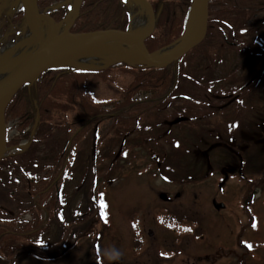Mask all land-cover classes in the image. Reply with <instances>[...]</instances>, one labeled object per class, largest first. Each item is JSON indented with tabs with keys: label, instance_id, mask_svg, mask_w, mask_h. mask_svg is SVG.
<instances>
[{
	"label": "rangeland",
	"instance_id": "374dc122",
	"mask_svg": "<svg viewBox=\"0 0 264 264\" xmlns=\"http://www.w3.org/2000/svg\"><path fill=\"white\" fill-rule=\"evenodd\" d=\"M61 2L53 0L49 5ZM20 4L19 0H0V51L12 47L28 33L27 18L20 20L19 10L16 11ZM70 4V0L62 3L67 8ZM211 13L214 24L209 33L212 34L182 61L178 92L186 98L170 99L169 102L167 99L166 104L170 103L172 108L156 112L150 107L137 119L133 118L135 113L132 110L123 117L103 119L98 128L95 160L90 155V138L80 139L70 156L66 180L62 184V199L58 202L54 197V187L47 198L44 194L31 196L26 193L23 180L28 171H37V163L44 164L45 156L48 164L54 165L57 158L61 163L62 157L58 153L66 145L72 128L68 129L54 119L53 127L49 124V137L38 141L37 134L34 143H30L18 128L16 119L19 116L11 112L14 107L5 113L8 134L10 138L14 137L11 144L24 139L27 143L20 141L22 152L30 149L10 158V169L5 166L0 170V233L3 236L0 240V264H264V174L259 176L257 167L249 168L246 188L245 178L219 172L221 164L217 162L225 160L224 157L210 153L202 158L199 151L212 143L213 138L208 133L214 126L227 128L230 119L252 117L262 111L264 57L252 59L250 65L246 60L243 62L250 73L260 74L261 86L257 83L250 85L241 92L242 105L234 103L228 109L218 110L219 113L210 108L205 94L211 99L208 90L219 93L221 89L225 90L226 78L221 79L227 72L223 73L222 69L213 75L212 71L204 73L197 66V60L205 54L232 56L234 51L235 56L260 55L264 49V37L256 45L250 41L242 43L239 45L241 49L237 48L238 54L236 48L224 43L219 47L222 41L221 36L216 37V32L227 17V7L214 0L210 5ZM251 13V20L263 17L260 12ZM7 14L12 18H6ZM141 15L146 19L145 12L142 11ZM230 24L239 26V22L234 20ZM228 32L225 28L224 33ZM160 33L161 27L155 35ZM124 70L122 66L111 69L112 75L118 76L115 86L107 82L98 83L97 77L91 78L89 93L97 100L111 98L116 94L117 85L124 87L133 79V75ZM149 92V89L139 90L134 98L150 97ZM103 111L106 112L105 108ZM180 115L187 120L175 126L167 123ZM161 119L167 122L162 123ZM33 122L35 120L30 121L24 130L31 131ZM48 147L53 149L51 156L50 153L42 154ZM250 148L252 153L254 146ZM14 151L8 150L7 153ZM116 153L118 157H115ZM2 158H6V133ZM30 159L36 163L34 167L29 165ZM46 172L49 171L44 166L38 173ZM42 187L37 186V192H41ZM161 193L167 194L171 201L162 200L159 197ZM176 194L179 199L174 198ZM36 197H40L39 203H31ZM92 199L99 203V208ZM214 200L223 203L224 208L215 209ZM19 201L29 202L27 204L31 207H17ZM88 208L90 212L86 211ZM57 211L63 214L64 220H56ZM76 211H82L83 215H76ZM6 213L11 214V222L6 223ZM90 218L93 221L87 226ZM25 221L28 223L24 224ZM6 230L18 238L6 237ZM29 231L35 240L36 235L42 236L40 249L53 244V257L51 253L44 255L38 249L26 256L11 254L13 258L6 262V245L30 243L33 238L23 235ZM134 231H137L138 242L132 237ZM130 244L137 246L136 251L125 249Z\"/></svg>",
	"mask_w": 264,
	"mask_h": 264
},
{
	"label": "trees",
	"instance_id": "16d2710c",
	"mask_svg": "<svg viewBox=\"0 0 264 264\" xmlns=\"http://www.w3.org/2000/svg\"><path fill=\"white\" fill-rule=\"evenodd\" d=\"M52 1L53 0H38V7L42 8L43 6H47ZM149 1L154 9L156 21L154 33L148 38V44L151 50H156L171 43L182 34L192 0ZM218 1L227 7V17L225 18L226 20H223L225 23H229V20L231 23L233 20L240 23L244 19V16L247 15V12L245 11L246 9H249L251 13L264 5V0ZM128 3V0H84L81 6L79 17L75 21L71 31L87 32L107 28L126 29L129 19ZM63 12L64 11H61L59 15L55 14V19L58 20L62 16ZM19 14L20 16L18 17L20 20H23L24 12L22 9L19 11ZM231 14H233V16ZM228 18L229 20H227ZM16 20L18 19L16 18ZM213 24L214 22L211 18L209 25ZM159 27H161V33L156 36L155 34ZM224 27L225 26L223 23L222 28ZM232 27H234V25ZM120 66L125 69L124 72H130L133 75L132 81L124 87L117 85L120 86V88L112 98L107 100L93 101V99L88 96L86 89L83 86L86 77L91 74H95L110 85L116 84L118 76L112 75L111 69ZM113 68L98 72L77 71L71 68L50 69L41 75L36 84L31 86L30 91L24 87L11 100L7 107V111L14 107L11 112L15 116H19V118L22 120L19 126L21 131H23L25 126L30 121H32L33 116H26L27 111L32 109L39 117V123L41 124L40 135L42 134L41 136L44 137V140L49 137V124L54 119H57V123H61L62 126H75L74 136L70 141V144L64 146L63 149L58 153L59 156L62 157L61 163H58L60 160L57 158L54 162V165L48 164L45 156V162L43 165L37 163V171L40 172L41 168L45 166V170H48L49 172L42 174L40 177V174L37 171L33 173L31 170L28 171V175L24 176L23 182H26L24 183L27 189L26 193H29L31 196L35 194H44V198H47L48 194H50L49 192L51 188L60 183L66 173L65 171L69 164V161H66L67 152L71 150L80 139L89 138L87 135L91 134V126L95 121L109 117V113L114 114L113 116L123 117L122 113L130 112L131 110L135 113L133 118L137 119L139 114L146 113L147 110L153 106L151 102H155L154 105H156L158 102L162 104L167 99H173L172 96L175 97L179 93L178 89L180 86L178 85L180 83V75H182L181 63L178 73L175 72L174 68L160 70L125 65H116ZM68 78H71L72 80H69ZM142 89H149L150 95L153 93L155 98L151 99L149 96L141 100L134 98V95ZM25 93L27 95H25ZM72 95H74V100L69 101V98ZM88 98L91 100H88ZM174 99H177V97ZM205 100L207 101L209 99L205 96ZM87 101H89V103ZM90 103H95L96 106ZM103 105L107 106L106 115L96 116L98 113L105 112L102 108ZM95 107H97L96 110ZM71 110H73L74 113L72 115L69 113ZM88 110L91 112L90 115L88 114ZM7 111H5V113ZM116 125L118 126L119 124H115V126ZM44 127H48V129L41 130V128ZM36 134L39 135L38 131ZM114 134L116 135V132ZM27 135L31 136L32 131L27 132ZM39 139L41 141L42 138L39 136ZM39 161L41 160H38V162ZM28 163L31 167L36 165L32 159H30ZM261 165L264 166V161L261 163ZM5 166L7 169H10L11 164L8 162V159L3 158L0 161V170L5 168ZM17 178H19V176L16 177V180L19 182V179ZM39 185H43L42 189L40 190L41 192H37L36 187ZM27 203L29 204V202ZM27 203L23 202L22 204V202L19 201L17 207H31V205H28ZM43 206L47 208L45 203ZM86 211L90 212L91 209L89 210L88 208ZM76 215H83L82 211H76ZM9 218V222H11L13 220L11 218V214H9ZM92 221L93 218H90L88 220L87 226H90ZM86 227L84 229H86ZM12 228L13 227H11V229ZM5 234L6 237L7 235H11L14 238H18L14 233L9 232ZM19 237L21 238L22 235ZM1 238H3L2 233H0V240ZM51 244L50 247H47L44 250L41 249V252L44 253V255L51 253V257H53L52 254H54V247L52 248L53 244ZM34 250H38V247L33 241L27 244H14V242L12 244L8 243L6 245V262L8 259H12L13 255L22 254V256H26L29 254L28 252H33Z\"/></svg>",
	"mask_w": 264,
	"mask_h": 264
},
{
	"label": "water",
	"instance_id": "95a60500",
	"mask_svg": "<svg viewBox=\"0 0 264 264\" xmlns=\"http://www.w3.org/2000/svg\"><path fill=\"white\" fill-rule=\"evenodd\" d=\"M19 1L29 27L32 17L35 25L43 21L48 28L39 33L31 26L30 35L18 40L10 48L12 53L0 57V160L6 133L5 109L23 85L34 83L47 69L61 67L98 71L118 63L160 69L174 64L176 72L179 59L205 37L210 0H192L182 35L156 51H151L146 41L155 25V14L148 0H128L145 12L147 25L142 30L129 24L126 30L108 28L80 33L70 30L83 0H70V8L58 22L40 11L36 0ZM222 206L215 204L217 209Z\"/></svg>",
	"mask_w": 264,
	"mask_h": 264
},
{
	"label": "flooded vegetation",
	"instance_id": "af4514ba",
	"mask_svg": "<svg viewBox=\"0 0 264 264\" xmlns=\"http://www.w3.org/2000/svg\"><path fill=\"white\" fill-rule=\"evenodd\" d=\"M245 11L247 12V15L244 16V19L242 20V22L239 23V26L237 27L235 26L232 27L233 25H229V23L223 22L225 27L222 28L223 23L219 21L221 19L216 21V22L218 21L221 22V26L217 27L218 31L216 32V37L221 36L222 43L218 44L219 47H221V45L223 46V43H224L230 48H236V52L238 54L239 51H237V48L241 49L239 48V45H241L242 43L246 44L247 42L250 41L252 44L256 45L264 37V5L254 10V12L255 11L260 12L263 15L262 18H258L256 20L254 19L251 20L250 15L252 13H250L249 9H246ZM212 13L210 16H212ZM227 20H229V18ZM228 22H230V20ZM212 27L213 25H210L209 29L211 30ZM225 28H227L229 31L227 34L224 33ZM211 34L212 32L209 33L208 37ZM237 40H240L241 42H237ZM212 42H215V41L212 40ZM243 50L245 52L247 51L249 52V50L247 49H243ZM261 52L262 53H260V55H258L257 53L254 54L256 56H252L253 55L252 53L249 54V56H235L234 51L232 53V56H216V54H214V56H208V54H205L204 56H201L200 59L197 60V66L204 73L212 71L211 73L215 75V73L217 74L220 73L222 69H224L223 73L227 72L223 74V77L221 79V81H223V78H226L227 84L225 86V90L221 89L220 93L217 91L214 92V91L208 90V92H210L211 99L208 97L209 100L207 103L211 105L210 108L212 110L219 113L218 110L228 109L234 103H239V106H240L242 105L241 103L242 93L241 92L243 90L249 88V86L254 83H257L259 86H261L262 82L259 77L260 74L250 73L249 69L246 68L245 64L243 63L246 60L248 64L250 65L252 63V59L257 58L259 56L262 59L264 57L263 55L264 49H262ZM169 68L171 69L172 67L168 66L165 69H169ZM259 72L261 73L262 70H259ZM93 77H96V76H91V77L88 76L86 77L84 81L83 86L86 89L87 94L89 93L88 82H90L91 78ZM97 78H98L97 79L98 83L105 82L103 79L99 77ZM26 89L28 91L31 90L29 87H26ZM25 95L27 94L25 93ZM205 96L207 97V94H205ZM150 97L151 99L155 98L153 93L150 95ZM73 100H74V95L70 96L69 98V101H73ZM151 104L153 105L151 109H156V112L158 111L161 112L164 110H168V108H172V105H170L169 103L166 104V102H163L162 104L159 102L156 103V105L158 106L154 105L155 102H151ZM104 108L106 110V107ZM96 109L97 107H95V110ZM70 113L73 114V110H71ZM90 113H91L90 110H88L89 115ZM34 114L35 112L32 109V110L27 111L26 116L31 117V116H34ZM101 115H106V112L98 113L96 116H101ZM110 115H114V114L110 113ZM233 119H230V123L228 124L227 128H221L219 127V125L214 126L212 130L210 131V133H208L213 138L212 143L209 146H207L205 149H202V150L195 149L194 151L199 150L200 156L202 158L208 157L210 153H214L215 154L214 156L224 157L225 160L219 159V162H217L221 164L220 166L216 165L219 167L218 169L219 172L226 173L227 176L229 175L231 177H235V175H238L239 178H242V179L245 178V183H246V188H247V185L249 183L247 182L248 180H246V175L248 173L249 168L257 167L258 174H260L261 176L262 174H264V166L261 165V163L264 161V106L262 107V111L258 115L255 114L252 117H247V118L237 117ZM21 122L22 120L18 118V121H17L18 128ZM161 122L166 123L167 121L164 119H161ZM102 123L103 122L101 120H97L95 121V123H93L92 134L94 131V126H97L96 130L99 131L98 128L100 127V124ZM27 132H28V129L27 131H23L22 135H26ZM11 141L12 140H10V142ZM38 141H40V139ZM91 141H93V136L91 138ZM251 146H254V151L252 153L250 151ZM52 150H53L52 147L44 148L42 153L44 154L50 153L51 155L53 154L51 153ZM41 175L42 174L40 173V177ZM56 189H57V185H55V190ZM251 195L253 196L254 194H251ZM174 198L179 199V195L176 194ZM39 200H40V197H36L33 200H31V203L38 204ZM165 201L170 202L171 199L168 197L166 198ZM6 215L8 216L6 217V223H8L9 214H6ZM30 220H32V217ZM23 223L26 224L28 223V221H25ZM31 232L32 231L26 232L23 235L28 234L29 238H33V235L29 234ZM134 232L135 234H132V237L135 242H138L137 231H134ZM6 233H9V231L6 230ZM149 233H152V232L149 231ZM39 235L40 234L36 235L37 236L36 240L33 238L34 241L30 239V242L33 241L36 245L40 246L43 241H42V236H39ZM125 249H132L133 251H136L137 246L130 244L126 246ZM133 264H135V262H133Z\"/></svg>",
	"mask_w": 264,
	"mask_h": 264
},
{
	"label": "bare ground",
	"instance_id": "6f19581e",
	"mask_svg": "<svg viewBox=\"0 0 264 264\" xmlns=\"http://www.w3.org/2000/svg\"><path fill=\"white\" fill-rule=\"evenodd\" d=\"M140 9V10H139ZM142 10L141 8H137L136 10H133V15H132V18H133V21H132V27L135 28V29H138V30H142L146 27L147 25V20L145 18H142ZM32 17H31V20L29 21L31 26L34 27L35 30H37L39 33L45 31V29H47L48 27H46V23L43 22V21H40L39 24L38 22H36V25L34 22H32ZM31 26L29 27L28 26V33L26 35L25 38H27L29 35H30V28ZM32 29V28H31ZM26 40V39H24ZM170 50V49H169ZM168 51V50H167ZM10 53V47H5L3 48L1 51H0V56L1 57H4V56H7L9 55ZM87 60V59H86ZM1 78V77H0Z\"/></svg>",
	"mask_w": 264,
	"mask_h": 264
}]
</instances>
